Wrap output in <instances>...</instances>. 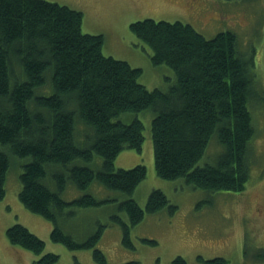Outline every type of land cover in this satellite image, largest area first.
<instances>
[{"label":"trees","instance_id":"1","mask_svg":"<svg viewBox=\"0 0 264 264\" xmlns=\"http://www.w3.org/2000/svg\"><path fill=\"white\" fill-rule=\"evenodd\" d=\"M82 22V12L58 3L0 0V144L14 157L27 159L17 197L25 210L51 222L50 240L69 250H92L95 264H106L96 248L105 225L79 239L78 226L66 232L64 221L75 220L81 208L111 201L85 192L93 182L130 195L145 178L143 164L115 167L121 150L140 153L144 140L143 123L137 118L122 122L120 116L153 112L158 177L210 193L241 192L249 179L258 88L253 62L238 52L231 31L207 39L179 21L131 22L130 32L149 47L152 63L173 71L165 86L148 89L138 81L141 69L104 55L103 35L84 33ZM86 127L93 132L90 137L84 136ZM210 145L220 152L215 158V152L206 154L203 161ZM94 155L102 160L99 169L88 165L96 161ZM9 167L8 155L0 151V200ZM69 185L83 194L62 198ZM164 207L171 215L177 208L161 189L151 190L144 207L133 198L122 200L117 210L126 219L119 214L111 220L120 227L123 247L134 249L131 229L145 214ZM5 235L10 245L41 254L30 264L59 260L53 253L42 254L44 242L20 224L9 226ZM255 252L251 257L264 263V248ZM197 260L228 264L221 257ZM171 264L187 263L176 256Z\"/></svg>","mask_w":264,"mask_h":264},{"label":"rangeland","instance_id":"2","mask_svg":"<svg viewBox=\"0 0 264 264\" xmlns=\"http://www.w3.org/2000/svg\"><path fill=\"white\" fill-rule=\"evenodd\" d=\"M46 1L82 12V31L93 35L102 34L103 54L140 68L138 81L148 89L165 86V77H172L173 71L166 64H153L149 47L130 32L129 24L144 18L189 24L207 39L220 32H233L238 52L253 62L258 88L252 109L256 133L251 141L253 148L249 179L243 191L210 193L187 188L178 180L158 177L151 138L154 114L150 109L137 113L127 112L119 120L129 123L135 118L139 119L144 126V140L140 153L128 148L121 150L115 159V167L128 169L143 164L147 170L145 178L130 195L93 182L85 192L99 200L111 201L97 207L79 209L75 220L64 221V230L70 228L72 232V227L78 226L81 232L78 238L84 239L94 229L105 225L104 235L96 248L104 253L106 264L127 261L171 264L176 256L184 258L187 264H202L197 260L198 257H221L228 264H264L251 257L256 249L264 248V0ZM92 134V130L86 127L84 136L90 137ZM211 145L203 161L206 154L208 156L215 152V158L220 152V148ZM0 151L5 152L10 159L6 193L0 200V264H30L41 255L9 244L5 231L13 224L24 226L40 238L44 242L42 254L53 253L59 257L55 264H76L75 260L80 264H95L92 250H69L60 243L52 242L49 238L51 222L23 208L17 194L20 190L21 165L27 159L14 157L1 144ZM95 157L96 161L88 165L99 169L102 160L99 156ZM153 189H161L170 203L177 206L176 211L173 210L175 213L171 215L168 208L164 207L157 212L145 214V218L131 229L134 249L129 250L121 244L120 227L112 223L111 218L120 214L121 218L126 219V215L117 210L118 204L126 198H133L139 206L144 207ZM68 193L72 194L71 198L83 194L71 185L62 198L70 200ZM142 239L153 240L156 244L144 243ZM244 247H247L245 252Z\"/></svg>","mask_w":264,"mask_h":264},{"label":"bare ground","instance_id":"3","mask_svg":"<svg viewBox=\"0 0 264 264\" xmlns=\"http://www.w3.org/2000/svg\"><path fill=\"white\" fill-rule=\"evenodd\" d=\"M95 156V155H94ZM90 168V167H89Z\"/></svg>","mask_w":264,"mask_h":264},{"label":"crops","instance_id":"4","mask_svg":"<svg viewBox=\"0 0 264 264\" xmlns=\"http://www.w3.org/2000/svg\"><path fill=\"white\" fill-rule=\"evenodd\" d=\"M104 235V234H103Z\"/></svg>","mask_w":264,"mask_h":264}]
</instances>
